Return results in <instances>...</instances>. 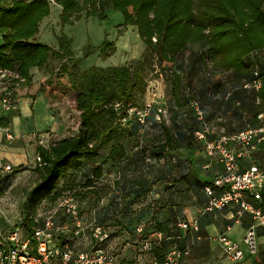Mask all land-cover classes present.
Returning <instances> with one entry per match:
<instances>
[{
	"label": "trees",
	"instance_id": "trees-1",
	"mask_svg": "<svg viewBox=\"0 0 264 264\" xmlns=\"http://www.w3.org/2000/svg\"><path fill=\"white\" fill-rule=\"evenodd\" d=\"M198 2L201 4L199 9ZM55 3L62 7L60 17L63 23L78 20L84 13L103 18L107 9H117L123 13L127 26L137 27L146 47L134 65L92 66L81 71L80 60L73 53L71 38L61 35L58 48L35 41L40 23L51 14V0H0V34L3 36L0 66L17 69L25 82L31 80L32 68H51V75L42 88L46 97L55 100L75 93L74 107L80 113L75 134L57 140L48 147L39 145L37 148L36 154L40 160L36 171L40 179L27 193L23 204L21 226L25 230L30 231L36 223L32 211L37 204L45 198L56 199L62 194V188H57L61 178L68 176L70 170L86 169L91 162L95 163V167L81 186L83 188L94 185L95 179L106 171L105 165L109 161L115 164L127 159L128 163L135 164V171L139 170L140 175L146 177V171L155 162L176 163L177 157L173 151L177 149L190 151L194 174L202 171L204 161L213 158L206 153L204 142L195 136L201 123L191 108L193 101L199 102L207 123L210 120L207 107L212 109V116L216 111H221L219 117L231 111L235 117L239 115L237 109L241 114L252 116L253 123L246 128H227V124L233 121L230 118L229 121L220 122L219 127L227 129L223 132L214 126L216 134L209 136V139L220 134L231 136L264 123V118H259L264 113V62L257 55L264 50V0H55ZM197 43L206 45L201 52V60L211 61L213 66L201 72L207 81H213L216 71L230 75L226 82L232 84V89L220 97L211 94L213 87L209 91L200 90L195 95L198 97L192 96L193 99L182 96L186 82H182L184 78L180 76L178 63L188 48ZM88 50L91 51V48ZM116 50L115 43L106 40L101 55L107 58ZM253 53H256L255 58L247 62ZM55 58L59 62L57 66L52 64ZM156 65L162 69L175 65L171 79L175 98L173 106L161 102L139 104L147 90L145 72ZM256 82H260L259 88L255 86ZM220 84L221 78L216 85ZM191 85L190 82L188 86ZM192 88L189 90L193 91ZM232 104L236 109L232 108ZM147 108L149 110L142 123L135 111ZM185 112L189 114L183 116ZM12 115L2 114L0 124L7 126V120ZM151 115L162 127L157 135L159 139L152 140V152L146 151L143 145L145 140L139 138L140 141L133 146L134 150L127 155L128 138L135 136V131L148 126ZM262 145L264 142L259 146ZM101 158L104 161L96 164ZM251 164L257 163H249L246 167ZM156 170L153 172L156 173ZM158 173H161L160 169ZM163 173L164 177L169 174L162 170L159 176ZM131 174L135 176L134 171ZM208 184L201 183L204 192ZM88 191L82 192L83 197L91 193ZM168 224V220H161L158 224L149 225L152 228L158 225L159 230L156 231L170 238H184L183 233H170ZM146 231L147 228L145 234L140 235L142 239H145ZM120 258L134 263L131 259Z\"/></svg>",
	"mask_w": 264,
	"mask_h": 264
},
{
	"label": "rangeland",
	"instance_id": "rangeland-1",
	"mask_svg": "<svg viewBox=\"0 0 264 264\" xmlns=\"http://www.w3.org/2000/svg\"><path fill=\"white\" fill-rule=\"evenodd\" d=\"M201 4L198 2L197 9ZM62 7L52 1L51 14L40 23L39 33L36 35L35 41L48 44L52 47L59 46L58 38L65 35L73 40L72 49L74 56L80 60L79 67L84 71L92 66L107 67L112 65H134L140 59L145 51V43L139 36L138 29L133 25L125 24L123 13L117 9L109 8L105 13V17L89 16L84 13L81 18L73 22L63 23L60 17ZM114 42L117 46L116 52L107 58L101 55V48L105 41ZM91 48V51L88 49ZM206 49L203 43L191 45L183 54L178 63L180 76L184 79L182 96L191 98L198 94L200 90L209 91L212 88L211 94L216 97L222 96L226 91H230L232 84H227L230 77L228 72L216 71L213 81H209L201 74L203 69H211V61L204 62L201 60V52ZM255 54H251L247 58V62H251L255 58ZM257 55L263 59L264 50L258 52ZM54 66H57L56 58L53 59ZM168 67V65H167ZM166 67V68H167ZM162 69L160 65H156L154 69H149L145 72L147 81V90L139 104L143 106L147 103H165L173 106L175 98L172 93L171 79L172 72L175 71V65L172 68ZM221 78L220 86H217V80ZM190 82L192 83L191 86ZM193 87V88H192ZM192 88L193 91H190ZM210 94V95H211ZM75 93L68 94L61 98L59 104L55 107V112L58 118L66 122V132L63 136H71L78 131L80 121V113L74 107ZM63 99V100H62ZM167 106V107H168ZM186 106V105H185ZM184 106V107H185ZM232 108L236 106L232 104ZM186 110L187 107H186ZM212 109L207 107L206 113L210 115L209 124L212 127L220 128L225 131L227 128H237L242 126L246 128L253 123L252 116L248 113L233 117L231 111L226 115L219 117V112L211 115ZM193 113V112H192ZM188 112L182 113L187 116ZM173 116V113H172ZM232 119L227 128L219 127V123ZM161 126L156 123L154 115H151L148 126L139 129L135 136L128 138L126 145V154H131L134 150L133 146L137 145L142 138L143 145L149 153L153 150L152 140L159 139L157 137L161 132ZM62 136V137H63ZM131 150V151H129ZM258 149H256L257 151ZM177 157L176 163L155 162L152 167L146 171L145 176L140 175V171H135L134 163L120 161L118 163L112 161L105 165L106 171L98 179H95L92 187L83 188L86 181L91 175L95 167V163H89L86 169L76 171L70 170L68 176L61 178L57 188H62V194L54 199L53 197L45 198L32 211V215L42 223L44 218L50 214H55L58 224L67 226L66 235L72 236L77 231L74 222L69 220L66 212L60 208V202L66 195L73 196L79 204L81 214L80 237L74 238L73 245L76 251L88 250L93 247V241L90 237L93 224H101L111 233L110 247L120 254L126 260H133L140 264L150 260L159 259L162 255L172 247L187 248V238L192 233L196 232L191 229L184 231L179 227V223L184 221L181 217L174 216V221L169 222L167 226L169 232H184V238H170L165 234L163 241L153 246L151 250L141 251L143 249L141 240L142 237L138 234L137 229L142 224L145 226L146 236L149 238L152 232L159 230L156 227L150 226L158 224L164 219H172L169 205L170 191L176 188L181 196L186 199L188 196L200 197L202 194L201 183L198 182L192 169V154L185 149H177L173 151ZM127 157V156H126ZM140 157H143L140 155ZM37 154L30 156V161L19 163H10L13 166V171L0 175V224L8 226H21L24 219L23 204L27 193L38 183L39 173L36 171L38 164ZM161 166V167H160ZM155 168H157L156 173ZM160 169L161 173H158ZM162 170L169 174L164 177ZM134 171L135 176L130 177V172ZM132 178V179H130ZM90 190L83 197L82 192ZM88 191V192H90ZM141 239V240H140ZM232 239V238H231ZM243 238L232 239L235 242L242 244ZM259 241V240H258ZM220 243L214 240L212 244L213 250H217ZM190 249V247H188ZM242 248L246 251V260L248 257H253L246 250V246L242 244ZM191 250V249H190ZM222 252V251H221ZM224 254H226L224 252ZM188 255L187 257H189ZM242 260V261H243ZM200 264H210L207 258L201 261Z\"/></svg>",
	"mask_w": 264,
	"mask_h": 264
},
{
	"label": "built area",
	"instance_id": "built-area-1",
	"mask_svg": "<svg viewBox=\"0 0 264 264\" xmlns=\"http://www.w3.org/2000/svg\"><path fill=\"white\" fill-rule=\"evenodd\" d=\"M25 79L17 69L0 66V116L16 112L19 108L18 89ZM260 82L255 86L260 87ZM194 110L201 128L195 132L198 140L204 142L206 153L222 164V172L217 174L211 184L205 186L208 198L204 208L206 212L223 211L229 207L237 208L240 218L245 213L252 217L253 224L246 230L242 244L250 255L258 253V228L264 229V167L251 164L243 168L242 160L253 153L264 142V123L228 136L217 135L216 128L205 121V112L199 102L193 101ZM149 108L135 111L143 123ZM264 118V113L259 115ZM1 125V124H0ZM7 139L13 140V134L7 133ZM38 160L40 158L38 157ZM205 168H210L208 163ZM13 171L11 164L0 162V175ZM60 208L66 212L71 222L77 227L74 235L67 236V226L58 224L55 214L46 216L42 223L36 219L30 231L22 226L5 227L0 224V264H131L123 261L120 254L110 247L111 233L101 224H93L90 237L93 247L88 250L76 251L73 239L80 237L81 214L79 204L73 196L66 195L60 202ZM179 227L184 230H198L197 221H182ZM139 235L145 234V226L138 227ZM164 235L154 231L149 238L142 239L141 251H148L163 241ZM221 248L235 262L246 257L242 244L233 241L226 233L216 237ZM190 249L172 247L160 259L140 264H184V258ZM132 264H138L136 262Z\"/></svg>",
	"mask_w": 264,
	"mask_h": 264
},
{
	"label": "crops",
	"instance_id": "crops-1",
	"mask_svg": "<svg viewBox=\"0 0 264 264\" xmlns=\"http://www.w3.org/2000/svg\"><path fill=\"white\" fill-rule=\"evenodd\" d=\"M51 1L55 3V0ZM2 44L3 36L0 34V46ZM54 48L57 47L54 46ZM50 69L32 68L31 80L24 81L19 87V108L7 120V126L0 125V162L15 164L20 161H30V156L36 154L39 145L48 147L53 142L67 137L63 136L66 132V122L58 118L55 112V107L61 99H49L42 90L51 75ZM7 133L13 134L14 139H7ZM103 161L104 159L101 158L96 164L99 165ZM242 161L243 168L249 163L264 166V145L258 146V150L251 157ZM208 163H210V168H205ZM220 172H222V164L217 159L205 160L202 171L198 170L195 178L201 183L211 184ZM131 176L133 175L131 174ZM201 191L200 197L188 196L186 199L176 188L170 191L168 201L171 205L172 219H164L163 222L167 220L172 222L174 216H177L184 221H197L199 226L198 230L191 231L192 233L187 238L186 242L189 244L187 247H190L191 250L190 256L185 257L183 263L200 264L199 260L207 258L208 261L210 260V264H264V229L262 228L257 229L258 253L253 257L235 262L224 254L220 246L217 250H213L212 244L220 234L226 233L232 239L244 238L246 230L253 224V220L249 213H245L239 218L235 206L223 211L206 212L204 208L208 198L204 190Z\"/></svg>",
	"mask_w": 264,
	"mask_h": 264
}]
</instances>
